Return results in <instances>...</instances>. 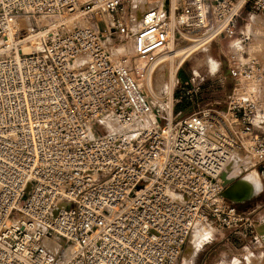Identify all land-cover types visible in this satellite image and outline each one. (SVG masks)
Returning <instances> with one entry per match:
<instances>
[{"label":"built area","instance_id":"obj_1","mask_svg":"<svg viewBox=\"0 0 264 264\" xmlns=\"http://www.w3.org/2000/svg\"><path fill=\"white\" fill-rule=\"evenodd\" d=\"M128 1L0 0V264H176L197 224L246 222L220 176L240 152L264 165V66L231 51L225 107L175 118L171 103L162 124L143 121L136 74L148 83L175 35L246 44L241 14L264 0H161L131 35ZM113 34L134 55L114 57Z\"/></svg>","mask_w":264,"mask_h":264},{"label":"rangeland","instance_id":"obj_2","mask_svg":"<svg viewBox=\"0 0 264 264\" xmlns=\"http://www.w3.org/2000/svg\"><path fill=\"white\" fill-rule=\"evenodd\" d=\"M156 4L157 1L153 3V6ZM147 7H143L137 0H130L125 3L124 14L130 35L137 30L135 23H138L139 17ZM250 17L253 19L251 20ZM73 23L83 25L87 23V20L81 15ZM33 24L29 28L33 27ZM98 24L100 30H102V24L100 22ZM245 24L246 28H244ZM239 28L251 34V40L246 44L236 36L215 37L193 50L176 69L175 82L177 80H187L189 82L187 86L191 93L187 96H192V100L185 96L186 92L184 94L181 91L176 92L174 88L173 98L180 97L181 99L178 102L171 101L169 98L170 94L168 95L166 91L168 67L178 62L181 56L179 50L183 48V50H186L185 48L190 43L188 39L175 35L171 44H169V41L165 46L162 55L159 57V62L150 75L151 90L147 89L146 80L141 78L140 74H136L140 84L144 86V91L147 93L148 100L152 104L153 113L156 115L159 124L163 123V108H169L171 103L173 114L177 113L175 118L189 115L202 106L225 107L227 93L231 86L226 67V56L231 51L244 52L247 56L257 59L264 66V10H255L249 4L248 8L241 14ZM26 45L29 46V43ZM105 45L114 57L122 54L134 55L133 39L129 38V36L120 38L113 34L105 39ZM135 61L141 66L146 62V59L135 57ZM145 122H148L147 118ZM235 159L238 163L235 165L234 178H239L249 171H257L259 169L257 165L252 164V161L249 160L245 153H238ZM258 174L261 180H264V174L261 172H258ZM201 226L207 228L210 233L198 242L194 256L187 260L192 235ZM250 227L251 225L247 221L236 228L226 227L214 219L201 222L195 226V229L191 230L176 264H243L250 261L251 255L248 250H235L240 249L247 241L255 240L250 234H245V230Z\"/></svg>","mask_w":264,"mask_h":264},{"label":"bare ground","instance_id":"obj_3","mask_svg":"<svg viewBox=\"0 0 264 264\" xmlns=\"http://www.w3.org/2000/svg\"><path fill=\"white\" fill-rule=\"evenodd\" d=\"M137 1L140 4H142L143 7H145V6L147 7L150 4L151 5L149 7H151V6H153V3L156 2V1H157V3L158 2H162L161 0H145V1L144 0H137ZM136 7H139V6H136ZM149 7H147L146 9H148ZM146 9H144V11ZM135 24H136V28L138 29L139 28V21H138V23H135ZM201 41H202V43H200L199 45H196L197 43H193V44H191V45H189L187 47L185 46L186 50H183L184 48L180 49L179 52L181 54L180 53L179 54L181 56L179 57L178 62L176 64H171V65L169 64L170 66L168 67L169 68L168 69L169 73H168V79H167V85H166V91H167L168 95L171 93L173 85H174V82H175L174 78H175L176 69L180 66V64L183 62V60L186 57H188V55L193 50L198 48L201 44L209 41V39L202 38ZM169 44H171V41L169 42ZM147 85H148V90L149 89L151 90L152 89L151 80L148 81ZM153 117H154V113L152 112L147 117V119H148L147 123L151 122L153 120ZM145 119L146 118H144V120H143L144 122H145ZM105 123L112 130L113 129L115 130V129L119 128L118 121L111 114L105 117ZM239 162L241 163V161H239ZM236 163H238V161H236V159L234 157L233 159H231V162H230V164L227 167L226 171H227L228 174L225 173V178L224 179H227V180H231L232 179V180H231L230 184L224 189V194L228 198H230V199H232L234 201H239V200L245 199L250 194H252L255 191H257L259 189V187L261 186V183H260L259 174L255 170L249 171L247 174H245V175H243V176H241L239 178L237 177V179H234L233 174H234V171H235ZM258 171L260 172V170H258ZM261 171L264 172V166L261 167ZM194 229H195V227H194ZM209 233H210V231L207 228H205L204 226H201V227H199L198 229L195 230V232L192 235L191 247H189V250H188L187 260H189L192 257V255H193V253H194V251H195V249H196V247L198 245V242H200V240L202 238H204L206 235H208Z\"/></svg>","mask_w":264,"mask_h":264},{"label":"crops","instance_id":"obj_4","mask_svg":"<svg viewBox=\"0 0 264 264\" xmlns=\"http://www.w3.org/2000/svg\"><path fill=\"white\" fill-rule=\"evenodd\" d=\"M250 19L252 20V17ZM260 183L261 186L257 191L243 200L233 201L236 209L245 215L246 221L251 225L249 229L245 230V234H250L255 239L247 241L240 249H235L236 251L248 250L250 252V261L243 264H264V180H261V178ZM194 254L195 251L192 257Z\"/></svg>","mask_w":264,"mask_h":264},{"label":"water","instance_id":"obj_5","mask_svg":"<svg viewBox=\"0 0 264 264\" xmlns=\"http://www.w3.org/2000/svg\"><path fill=\"white\" fill-rule=\"evenodd\" d=\"M262 166H264V165H261V166L259 167V169H258V170H260V172H262V171H261V167H262ZM220 177L224 180V183H228L227 186L230 184L231 180L224 179V178H225V173H224V172L221 174ZM227 186H226V187H227ZM226 187H225V188H226ZM225 188H224V189H225ZM223 195H224L226 198H228V197L224 194V190H223ZM228 199H230V198H228ZM230 200H232V199H230ZM232 201H234V200H232ZM235 202H237V201H235Z\"/></svg>","mask_w":264,"mask_h":264}]
</instances>
